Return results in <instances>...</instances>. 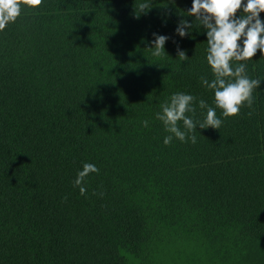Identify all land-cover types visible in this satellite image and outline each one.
I'll use <instances>...</instances> for the list:
<instances>
[{"label": "trees", "instance_id": "trees-1", "mask_svg": "<svg viewBox=\"0 0 264 264\" xmlns=\"http://www.w3.org/2000/svg\"><path fill=\"white\" fill-rule=\"evenodd\" d=\"M134 2L43 0L0 31V264H264V82L251 109L165 145L174 93L195 120L215 107L206 33L175 35L192 0L139 19ZM153 32L172 37L161 57ZM231 63L264 80L259 51Z\"/></svg>", "mask_w": 264, "mask_h": 264}, {"label": "clouds", "instance_id": "clouds-1", "mask_svg": "<svg viewBox=\"0 0 264 264\" xmlns=\"http://www.w3.org/2000/svg\"><path fill=\"white\" fill-rule=\"evenodd\" d=\"M167 2L175 5V0ZM42 3L43 0H0V31L17 20L21 15V6L37 9ZM164 6L167 7V4ZM152 8L153 0H143L138 4L134 2L133 17L139 19ZM184 12L186 15H181L175 35L181 38L188 36L194 22L205 30L206 61L214 78L209 81L201 76L200 79L206 88L214 91L215 107L208 106L201 99L199 107L206 109V115L202 121L195 120L194 103L197 98L183 92L174 93L170 100L161 104V111L156 113V119L162 122L165 131L169 133L164 138L165 145H169L174 138L184 143L190 140L195 144L197 137L194 132L197 127L218 130L223 119L238 115L242 106L252 108L253 91L264 82L260 78H249L246 63H238L235 67L231 63L249 61L258 51L264 57V18L261 17V13H264V0H192L191 7ZM152 37L148 49L152 50L155 57L163 56L165 44L172 37L155 32ZM173 43L176 41L173 40ZM176 52L181 61L189 59L186 50H182L178 44ZM217 109L221 110L220 117L217 116ZM186 113H192L193 116ZM248 114L252 115V112ZM181 121L183 130L178 124ZM142 123L144 127H148L147 120ZM98 172L99 169L94 164L85 163L83 169L77 173L73 185L80 188L81 195L86 193V188L82 186L86 177L90 173Z\"/></svg>", "mask_w": 264, "mask_h": 264}]
</instances>
